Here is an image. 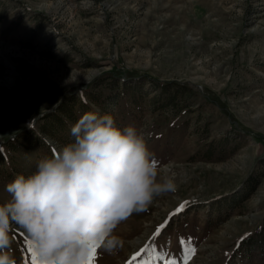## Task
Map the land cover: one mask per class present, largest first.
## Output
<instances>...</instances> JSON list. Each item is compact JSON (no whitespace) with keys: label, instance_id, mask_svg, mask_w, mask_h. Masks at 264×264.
<instances>
[{"label":"rangeland","instance_id":"obj_1","mask_svg":"<svg viewBox=\"0 0 264 264\" xmlns=\"http://www.w3.org/2000/svg\"><path fill=\"white\" fill-rule=\"evenodd\" d=\"M96 109L177 188L90 264H264V0H0V203ZM10 235L16 264H39Z\"/></svg>","mask_w":264,"mask_h":264},{"label":"clouds","instance_id":"obj_2","mask_svg":"<svg viewBox=\"0 0 264 264\" xmlns=\"http://www.w3.org/2000/svg\"><path fill=\"white\" fill-rule=\"evenodd\" d=\"M71 135L72 142L40 159L31 175L18 174L7 184L0 264H16L13 227L28 234L39 264H90L98 242L107 252L122 245L113 235L121 222L176 191L173 178L158 181V163L134 126L119 128L113 116L96 109L74 124Z\"/></svg>","mask_w":264,"mask_h":264},{"label":"snow or ice","instance_id":"obj_3","mask_svg":"<svg viewBox=\"0 0 264 264\" xmlns=\"http://www.w3.org/2000/svg\"><path fill=\"white\" fill-rule=\"evenodd\" d=\"M179 210H183V205L180 206V209ZM161 227H163V226H161ZM159 231H160V229L157 230V233H156L157 235L159 234ZM95 249H96V245L93 248V252H92V256H91L90 262L95 259ZM194 251H195L194 249H189V253L190 254H194ZM134 259H135V256H134ZM185 260H187V256L185 257Z\"/></svg>","mask_w":264,"mask_h":264}]
</instances>
